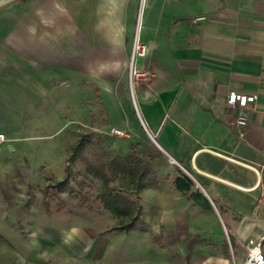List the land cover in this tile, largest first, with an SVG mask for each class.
<instances>
[{
	"label": "crops",
	"instance_id": "1",
	"mask_svg": "<svg viewBox=\"0 0 264 264\" xmlns=\"http://www.w3.org/2000/svg\"><path fill=\"white\" fill-rule=\"evenodd\" d=\"M135 32L146 74L134 99L105 107L122 131L113 149L153 168L136 194L143 224L115 227L137 238L121 244L79 229L64 264H231V250L239 264L246 240L264 233V0H0V132L9 139L26 122L17 109L33 108L17 94L33 87L30 70L45 76L51 62L81 90L98 60L100 76L113 74ZM230 91L256 96L242 137Z\"/></svg>",
	"mask_w": 264,
	"mask_h": 264
},
{
	"label": "rangeland",
	"instance_id": "2",
	"mask_svg": "<svg viewBox=\"0 0 264 264\" xmlns=\"http://www.w3.org/2000/svg\"><path fill=\"white\" fill-rule=\"evenodd\" d=\"M135 34L130 45L115 50L113 74L100 76L105 71L100 70L103 61L98 60L100 75H83L81 90L75 78L63 75L64 70L51 62L43 68L45 76L30 70L32 88L29 83L18 86L19 106H29L32 101L33 108L17 109L19 116L25 115V124L0 142V264L73 262L72 250L78 243L74 237L79 229L109 232L114 244L137 239L115 228L117 217L102 208L96 197L101 180L85 165V159L98 164L102 155L106 156L101 148L115 151L111 139L117 133H110L105 104L109 96L132 99L129 62ZM98 55L102 57L104 52L99 49ZM85 66L83 60L82 69ZM78 132H89L92 136V142L84 146L82 158L73 166L86 176L81 193L88 197L87 202L80 205L72 193L43 198L40 188L46 179L62 176L68 147ZM28 185L32 186L31 194ZM72 185L78 191L74 181ZM112 185L125 195L136 197L128 177L118 175ZM43 201L49 203L48 211ZM150 246V251H154V245ZM236 253L241 258L242 251L236 249Z\"/></svg>",
	"mask_w": 264,
	"mask_h": 264
},
{
	"label": "trees",
	"instance_id": "3",
	"mask_svg": "<svg viewBox=\"0 0 264 264\" xmlns=\"http://www.w3.org/2000/svg\"><path fill=\"white\" fill-rule=\"evenodd\" d=\"M92 142V136L89 132H78L75 141L68 147L66 153V164L63 168V174L60 178H48L40 188V193L43 198L54 196L57 193H72L78 198L80 205H84L88 197L81 193V189L85 186L83 177L85 174L80 170L73 168L75 162L82 158V151L86 144ZM102 155L98 164H92L88 159H85V165L95 176L101 180V189L97 192L102 208L117 217L116 228L131 229L143 224L141 220L142 207L138 201L137 195L131 198L118 190L112 182L118 175H124L129 178L136 191L143 184V179L148 182H154L153 168L149 160H144L131 149L127 154H121L118 151L106 152L101 148ZM81 177V178H80ZM78 187V191L72 185V182ZM27 191L30 193L32 186H27ZM31 199L35 200V195H31ZM43 206L48 211L49 203L43 201ZM60 209V206L57 207Z\"/></svg>",
	"mask_w": 264,
	"mask_h": 264
},
{
	"label": "built area",
	"instance_id": "4",
	"mask_svg": "<svg viewBox=\"0 0 264 264\" xmlns=\"http://www.w3.org/2000/svg\"><path fill=\"white\" fill-rule=\"evenodd\" d=\"M145 52V45L140 43L135 34L132 41V50L130 54L129 62V80L131 87V94L133 98V89L140 79L146 74L137 67V60ZM256 96L253 94H244L235 91H230L226 97V104L228 106L236 108V113L234 117V125L237 128L238 135L242 137L244 135V128L248 123L247 108L253 103ZM110 133L121 134L122 131L115 127H110ZM7 137L4 133L0 132V142H5ZM245 250V256L242 262L239 264H264V233L256 236L250 237L243 244ZM231 254V264H237L234 260V255L232 250Z\"/></svg>",
	"mask_w": 264,
	"mask_h": 264
}]
</instances>
